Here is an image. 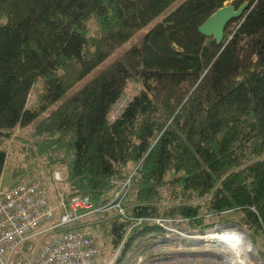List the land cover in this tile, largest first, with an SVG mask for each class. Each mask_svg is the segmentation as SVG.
<instances>
[{"label":"trees","instance_id":"1","mask_svg":"<svg viewBox=\"0 0 264 264\" xmlns=\"http://www.w3.org/2000/svg\"><path fill=\"white\" fill-rule=\"evenodd\" d=\"M175 1L0 0V175L1 136L31 125L46 167L66 166V199L110 206L93 214L112 248L155 219L200 232L238 221L264 261V0H183L74 89ZM243 2L220 43L199 32ZM130 80L139 88L112 121Z\"/></svg>","mask_w":264,"mask_h":264},{"label":"rangeland","instance_id":"2","mask_svg":"<svg viewBox=\"0 0 264 264\" xmlns=\"http://www.w3.org/2000/svg\"><path fill=\"white\" fill-rule=\"evenodd\" d=\"M182 1L183 0H176L165 12L137 31L127 42L117 48L105 61L77 83L74 89L89 80L116 56L129 48L134 41L139 39L156 22H158V20H161L167 12L174 9ZM89 23L92 27L93 21L90 20ZM138 88V84L130 80L123 91L121 98L112 108H123L126 101L137 92ZM40 90L41 86L39 84H36L31 88L27 101L28 105H32L36 102ZM71 91L67 92L61 99L70 94ZM48 110L49 109L43 111L40 117L35 121L44 117ZM5 132L6 135L1 136V146L6 152L5 166L0 175L2 189H8L15 184L22 175L27 173L38 175L47 189L48 200L55 207V216L53 217V220L46 222L43 226L57 223L61 214V209L59 208L61 200L53 184L52 174L54 170H60L65 177V172L67 174L65 165L56 163L46 167V161L36 152L37 148L33 143L34 140L31 134V125L22 127L16 126ZM59 189L60 192H63L64 201L67 202L66 200L68 199H66V197L69 196V187L62 184ZM98 220H100L99 216L90 213L76 223L82 222L79 225L85 230L89 229L99 232L97 240L98 247L101 249V255L97 259L99 264L103 262H107L108 264H237L235 259L229 254L228 249L223 248L212 240L195 239L196 235H207V233H210L217 228H223V230L229 231L238 230L243 239H246L250 244L249 255H246L249 262L248 264H264L263 260L258 256L257 248L251 242L253 239L252 229L238 223V221L216 225L210 230L204 232H200L199 230L190 231L183 228L182 225L173 224L170 221L168 222L169 224L161 221L158 223L156 220L151 221L147 226V231L145 230V227L140 226L129 234L127 237L129 245L127 250L123 253L122 247L115 249L112 248L109 237L105 231L96 227ZM84 224L85 226H83ZM239 228L244 232H241Z\"/></svg>","mask_w":264,"mask_h":264},{"label":"built area","instance_id":"3","mask_svg":"<svg viewBox=\"0 0 264 264\" xmlns=\"http://www.w3.org/2000/svg\"><path fill=\"white\" fill-rule=\"evenodd\" d=\"M122 109L111 108L108 118L113 121ZM65 177L60 170L52 174L62 212L59 221L49 226L43 225L53 220L55 207L48 200L47 189L38 175H22L4 190L0 184V264H99V233L77 229L73 224L87 214L104 212L110 206L96 207L86 194L72 195L65 202L59 189L62 184L68 186ZM128 186L129 179L114 194L115 207L121 214L124 211L120 200Z\"/></svg>","mask_w":264,"mask_h":264},{"label":"bare ground","instance_id":"4","mask_svg":"<svg viewBox=\"0 0 264 264\" xmlns=\"http://www.w3.org/2000/svg\"><path fill=\"white\" fill-rule=\"evenodd\" d=\"M240 231L244 232L241 229ZM195 239L212 240L216 244L221 245L223 248L228 249L229 254L232 256L233 259H235V262L237 264L249 263L247 256L249 255L250 244L246 239H243L242 235L238 230L229 231L223 230V228H217L212 230L210 233H207V235H196Z\"/></svg>","mask_w":264,"mask_h":264},{"label":"water","instance_id":"5","mask_svg":"<svg viewBox=\"0 0 264 264\" xmlns=\"http://www.w3.org/2000/svg\"><path fill=\"white\" fill-rule=\"evenodd\" d=\"M246 6V2H243L237 8L232 4H225L203 21L198 27L199 32L205 36L212 37L217 43H220L225 25L232 19L240 17Z\"/></svg>","mask_w":264,"mask_h":264},{"label":"crops","instance_id":"6","mask_svg":"<svg viewBox=\"0 0 264 264\" xmlns=\"http://www.w3.org/2000/svg\"><path fill=\"white\" fill-rule=\"evenodd\" d=\"M81 223H82V222L75 223V224H73V226H75L76 228L83 229V228H82V227H80V225H79V224H81ZM83 226H85V224H84Z\"/></svg>","mask_w":264,"mask_h":264}]
</instances>
